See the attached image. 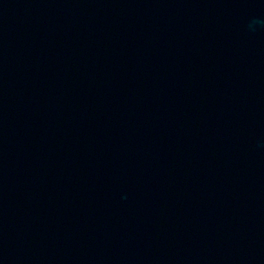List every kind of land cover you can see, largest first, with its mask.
Here are the masks:
<instances>
[{
	"label": "water",
	"instance_id": "obj_1",
	"mask_svg": "<svg viewBox=\"0 0 264 264\" xmlns=\"http://www.w3.org/2000/svg\"><path fill=\"white\" fill-rule=\"evenodd\" d=\"M0 264H264V0H0Z\"/></svg>",
	"mask_w": 264,
	"mask_h": 264
},
{
	"label": "clouds",
	"instance_id": "obj_2",
	"mask_svg": "<svg viewBox=\"0 0 264 264\" xmlns=\"http://www.w3.org/2000/svg\"><path fill=\"white\" fill-rule=\"evenodd\" d=\"M258 23L257 21H253L252 24L249 25L250 28H252L254 30L255 24Z\"/></svg>",
	"mask_w": 264,
	"mask_h": 264
}]
</instances>
